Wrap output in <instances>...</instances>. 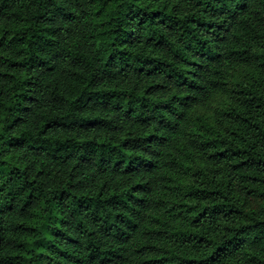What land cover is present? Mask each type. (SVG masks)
Returning <instances> with one entry per match:
<instances>
[{"label": "trees", "instance_id": "trees-1", "mask_svg": "<svg viewBox=\"0 0 264 264\" xmlns=\"http://www.w3.org/2000/svg\"><path fill=\"white\" fill-rule=\"evenodd\" d=\"M0 264H264V0H0Z\"/></svg>", "mask_w": 264, "mask_h": 264}]
</instances>
